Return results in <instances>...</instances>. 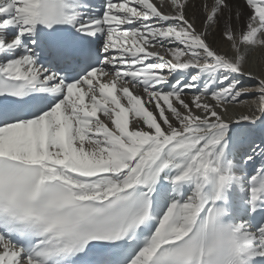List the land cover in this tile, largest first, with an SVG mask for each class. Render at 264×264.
Listing matches in <instances>:
<instances>
[{
	"label": "snow or ice",
	"instance_id": "1",
	"mask_svg": "<svg viewBox=\"0 0 264 264\" xmlns=\"http://www.w3.org/2000/svg\"><path fill=\"white\" fill-rule=\"evenodd\" d=\"M257 49L264 0H0V264H264Z\"/></svg>",
	"mask_w": 264,
	"mask_h": 264
},
{
	"label": "bare ground",
	"instance_id": "2",
	"mask_svg": "<svg viewBox=\"0 0 264 264\" xmlns=\"http://www.w3.org/2000/svg\"><path fill=\"white\" fill-rule=\"evenodd\" d=\"M225 45V49H227ZM246 67H252L254 71H259L264 69V50H255L252 52L251 57L249 58ZM256 107L255 104L242 103L239 105L230 106L229 115L239 116L241 113L247 114L249 111L254 110Z\"/></svg>",
	"mask_w": 264,
	"mask_h": 264
}]
</instances>
